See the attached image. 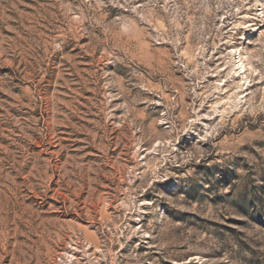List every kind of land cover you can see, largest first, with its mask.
Returning <instances> with one entry per match:
<instances>
[{"label":"rangeland","instance_id":"1","mask_svg":"<svg viewBox=\"0 0 264 264\" xmlns=\"http://www.w3.org/2000/svg\"><path fill=\"white\" fill-rule=\"evenodd\" d=\"M0 264H264V0H0Z\"/></svg>","mask_w":264,"mask_h":264},{"label":"bare ground","instance_id":"2","mask_svg":"<svg viewBox=\"0 0 264 264\" xmlns=\"http://www.w3.org/2000/svg\"><path fill=\"white\" fill-rule=\"evenodd\" d=\"M236 64H238V66H237L238 69H242L245 67V64L242 61V59H239Z\"/></svg>","mask_w":264,"mask_h":264}]
</instances>
